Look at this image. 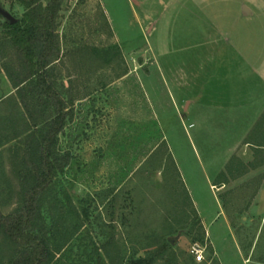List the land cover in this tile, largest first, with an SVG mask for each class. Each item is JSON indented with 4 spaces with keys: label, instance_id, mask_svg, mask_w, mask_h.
<instances>
[{
    "label": "rangeland",
    "instance_id": "obj_1",
    "mask_svg": "<svg viewBox=\"0 0 264 264\" xmlns=\"http://www.w3.org/2000/svg\"><path fill=\"white\" fill-rule=\"evenodd\" d=\"M163 1L64 0L61 6L53 80L72 102L58 141L71 160L41 203L55 252L51 264H130L150 255L151 264H264V191L257 190L264 167L250 170L254 161L242 145V158L215 173L225 160L214 157L228 140L207 135L206 144L194 142L191 118L173 106V72L200 60L201 42L217 38L210 18L218 23L232 15L234 0ZM0 2L3 17L22 16V6ZM3 38L0 28V99L13 89L6 68L19 70ZM40 109L33 107L36 115ZM27 119L14 98L0 103V141L7 139L0 145L3 214L17 206L19 171L30 168L19 135ZM245 169L248 174L233 178ZM178 233L171 244L168 238ZM195 242L205 248L201 263L190 253ZM15 251L0 232V264Z\"/></svg>",
    "mask_w": 264,
    "mask_h": 264
},
{
    "label": "trees",
    "instance_id": "obj_2",
    "mask_svg": "<svg viewBox=\"0 0 264 264\" xmlns=\"http://www.w3.org/2000/svg\"><path fill=\"white\" fill-rule=\"evenodd\" d=\"M11 1L24 8L23 14L14 22L0 15V28L19 61L17 74L8 67L6 73L16 92L14 102L23 106L30 122L19 133L25 137L23 163L30 168L19 171L22 187L17 206L6 214L0 211V232L16 246L7 264H51L55 252L42 225L41 203L71 160L69 152L58 149L59 136L68 121L69 100L61 97L53 80V65L60 58L57 19L64 0ZM32 104L41 107L37 115ZM169 246L167 240L163 242L164 249ZM154 260L150 255L130 264H151Z\"/></svg>",
    "mask_w": 264,
    "mask_h": 264
},
{
    "label": "crops",
    "instance_id": "obj_3",
    "mask_svg": "<svg viewBox=\"0 0 264 264\" xmlns=\"http://www.w3.org/2000/svg\"><path fill=\"white\" fill-rule=\"evenodd\" d=\"M243 2L234 0V8L229 10L232 15L218 18V23L210 18L217 38L201 42L203 55L200 60L189 61L187 72L178 67L173 72V106L183 108L181 115L191 118L194 142L206 144L207 135L228 140L225 149L214 157L225 160L215 173L225 169L231 159L242 158L237 154L242 145L247 151L244 155L254 161L250 170L264 167V0H253L250 6ZM153 29L149 27V34ZM154 55L157 59L156 51ZM157 68L164 73L160 63ZM161 76L172 86L165 74ZM15 93L13 88L0 103L8 97L16 99ZM6 144L7 139L2 138L0 145ZM250 170H241L233 178ZM223 180L219 186L226 185ZM257 190L264 191V179Z\"/></svg>",
    "mask_w": 264,
    "mask_h": 264
},
{
    "label": "built area",
    "instance_id": "obj_4",
    "mask_svg": "<svg viewBox=\"0 0 264 264\" xmlns=\"http://www.w3.org/2000/svg\"><path fill=\"white\" fill-rule=\"evenodd\" d=\"M204 251H205L204 245L197 242L192 244L190 248V253L193 256L194 261L197 263H201L205 260Z\"/></svg>",
    "mask_w": 264,
    "mask_h": 264
},
{
    "label": "water",
    "instance_id": "obj_5",
    "mask_svg": "<svg viewBox=\"0 0 264 264\" xmlns=\"http://www.w3.org/2000/svg\"><path fill=\"white\" fill-rule=\"evenodd\" d=\"M4 15H5L6 18H9L12 22H14L13 19L10 18L8 14H4ZM179 235H180V233H178V236H172V237H169V238H168V241H169L171 244H173L175 241H177Z\"/></svg>",
    "mask_w": 264,
    "mask_h": 264
}]
</instances>
